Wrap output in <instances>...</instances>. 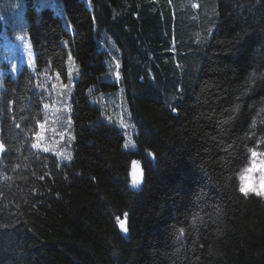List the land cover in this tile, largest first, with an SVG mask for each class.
Here are the masks:
<instances>
[{
    "label": "trees",
    "instance_id": "trees-1",
    "mask_svg": "<svg viewBox=\"0 0 264 264\" xmlns=\"http://www.w3.org/2000/svg\"><path fill=\"white\" fill-rule=\"evenodd\" d=\"M62 2L72 29L27 0L35 68L3 82L0 264H264V197L240 191L264 152V0ZM70 53L74 157L59 162L33 145ZM120 89L135 150L105 121Z\"/></svg>",
    "mask_w": 264,
    "mask_h": 264
},
{
    "label": "rangeland",
    "instance_id": "rangeland-1",
    "mask_svg": "<svg viewBox=\"0 0 264 264\" xmlns=\"http://www.w3.org/2000/svg\"><path fill=\"white\" fill-rule=\"evenodd\" d=\"M35 3L38 11L44 7H51L62 17L64 25L71 28L62 0H35ZM27 7V0H0V18L3 22L0 32V96L7 76L16 77L23 66L35 68V52L28 33ZM117 64L118 61L113 56L108 62L110 71L112 67L117 68ZM80 73L81 68L70 53L65 77L57 74L52 79L51 87L47 88L49 101L44 104V118L40 122V126L43 127L39 126L37 133L39 139H36L34 145L36 149L52 154L59 162H69L74 157L72 98ZM114 77L117 78V72ZM121 91L122 89L106 98L104 96L102 103L107 110L105 121L121 127L125 133L124 147L135 150L137 129L134 122L129 119L130 114ZM255 153V156L252 154L250 164L242 170L240 180L247 192L264 193V184L260 182L264 177V152ZM69 156L71 159L68 158ZM260 196L264 197V195Z\"/></svg>",
    "mask_w": 264,
    "mask_h": 264
},
{
    "label": "water",
    "instance_id": "water-1",
    "mask_svg": "<svg viewBox=\"0 0 264 264\" xmlns=\"http://www.w3.org/2000/svg\"><path fill=\"white\" fill-rule=\"evenodd\" d=\"M5 151H6V149L0 143V155L2 156L5 153ZM132 167H133V170L131 172V177H132V181H133V186L135 189H140L142 184H143V174L141 172L140 165L137 164L136 162H134ZM125 224H126L125 220H122L120 222V229H121L123 235L126 234Z\"/></svg>",
    "mask_w": 264,
    "mask_h": 264
},
{
    "label": "snow or ice",
    "instance_id": "snow-or-ice-1",
    "mask_svg": "<svg viewBox=\"0 0 264 264\" xmlns=\"http://www.w3.org/2000/svg\"><path fill=\"white\" fill-rule=\"evenodd\" d=\"M116 67H117V69H119L120 65L117 64ZM118 78H119V74H118V72H117V79H118ZM40 127H43V125H41ZM37 139H39V136H37ZM35 146H36V145H33V147H35ZM45 151H47V149H45ZM255 155H256V153L253 152V156H255ZM68 158L71 159L70 156H69ZM134 182H135V181H134ZM240 191H241L242 193H244L245 195L248 194L247 190H246L243 186L240 188ZM255 194H256L257 196L264 195V193L259 192V191L255 192Z\"/></svg>",
    "mask_w": 264,
    "mask_h": 264
},
{
    "label": "clouds",
    "instance_id": "clouds-1",
    "mask_svg": "<svg viewBox=\"0 0 264 264\" xmlns=\"http://www.w3.org/2000/svg\"><path fill=\"white\" fill-rule=\"evenodd\" d=\"M262 184H264V177L261 178V181H260Z\"/></svg>",
    "mask_w": 264,
    "mask_h": 264
}]
</instances>
